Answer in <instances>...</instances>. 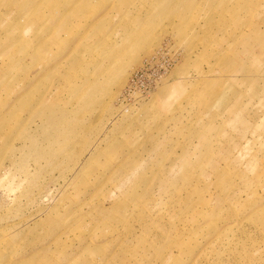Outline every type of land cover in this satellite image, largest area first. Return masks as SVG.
I'll return each instance as SVG.
<instances>
[{
	"label": "rangeland",
	"instance_id": "374dc122",
	"mask_svg": "<svg viewBox=\"0 0 264 264\" xmlns=\"http://www.w3.org/2000/svg\"><path fill=\"white\" fill-rule=\"evenodd\" d=\"M0 264H264V0H0Z\"/></svg>",
	"mask_w": 264,
	"mask_h": 264
},
{
	"label": "crops",
	"instance_id": "0c3cea01",
	"mask_svg": "<svg viewBox=\"0 0 264 264\" xmlns=\"http://www.w3.org/2000/svg\"><path fill=\"white\" fill-rule=\"evenodd\" d=\"M96 15H98V14H101V13H99L98 11H96V13H95Z\"/></svg>",
	"mask_w": 264,
	"mask_h": 264
}]
</instances>
